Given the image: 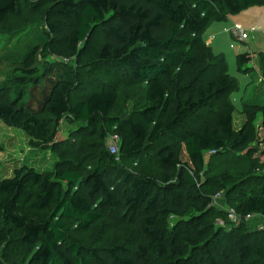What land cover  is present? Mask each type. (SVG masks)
Wrapping results in <instances>:
<instances>
[{"label": "trees", "instance_id": "trees-1", "mask_svg": "<svg viewBox=\"0 0 264 264\" xmlns=\"http://www.w3.org/2000/svg\"><path fill=\"white\" fill-rule=\"evenodd\" d=\"M17 3L0 0V21L16 10ZM255 4L264 5V0H63L59 13L75 20V28L66 34L65 50L75 54L90 23H99L103 41L96 60L123 67L147 84L144 93L150 104L128 118L109 117V123L122 134L123 160L149 151L159 172L154 176L107 169L103 161L84 176L77 169L61 168L58 178L70 190L56 196L51 175L24 164L11 177L0 179V248L10 225L18 231L19 241L36 245L29 264H264V229L237 232L241 223L227 231L210 222L205 215L211 197L199 185L206 170L205 152L217 154L229 144L242 150L248 138L245 127L236 131L233 124L234 106L228 96L237 81L228 74L225 59L207 46L205 66L192 78L187 75L201 30L214 18ZM41 39L42 55L47 56V41ZM251 60L249 52L238 54L237 69L243 70ZM16 69L33 71L23 64ZM172 69L178 70L176 88L160 79ZM75 88L70 70L50 63L40 80L28 84L20 79L0 89V120L39 144L54 141L55 124L67 113L80 122L107 114L114 100L111 91H93L71 102ZM242 104L245 109L260 108L264 126V105ZM195 113L198 116L191 117ZM232 182L231 176L222 179L214 193ZM255 189L249 185L240 191L245 200L233 207L237 212L264 210V197L253 195ZM189 205L200 214L196 222L178 220L172 230L159 226L161 216L179 217ZM106 213L134 227V245L92 246L70 239L67 219L87 227Z\"/></svg>", "mask_w": 264, "mask_h": 264}, {"label": "rangeland", "instance_id": "rangeland-1", "mask_svg": "<svg viewBox=\"0 0 264 264\" xmlns=\"http://www.w3.org/2000/svg\"><path fill=\"white\" fill-rule=\"evenodd\" d=\"M63 0H18L16 10L0 21V89L7 88L20 79L31 84L41 79L45 67L53 62L64 64L74 75L75 90L70 94L71 102L77 97L89 95L93 91L108 90L114 100L107 114H96L88 122H80L69 113L56 124L53 142L42 143L20 129L8 126L0 120V179L11 177L14 169L27 164L40 173H48L55 184V195L69 192L70 185L58 178L61 168L77 169L81 176L93 170L98 161H103L107 169L123 168L140 175H158L156 164L151 161L149 151L135 160L122 159V134L116 126H111L109 117L128 118L135 111L150 104L145 97L147 84L142 79L132 78L123 67L103 64L96 60L102 45L103 30L99 23H90L87 38L78 46L75 54L65 50L68 31L75 28L73 18H65L59 13ZM49 24H53L50 28ZM240 25L248 31V38L237 40L233 35L234 26ZM256 28V29H255ZM249 30H252L249 32ZM47 41L48 55L44 56L42 39ZM201 42L194 47L195 59L187 67L189 79L206 64L204 52L207 47L212 54L222 56L227 72L237 81V87L229 94L234 106V129H247L248 138L244 148L238 150L230 145L225 151L209 155L203 154L205 173L200 178V189L211 197L210 211L206 218L217 224L216 213H226L230 207L238 206L245 200L240 191L249 185L257 189L253 195L264 197V126L263 111L243 108L242 101L264 105V5L255 4L223 18L212 19L200 32ZM249 52L251 62L237 69L236 56ZM21 62V63H20ZM21 64L31 72L18 68ZM15 67V68H14ZM178 70L172 69L160 77L170 88H176ZM201 113V112H200ZM192 114L191 117L198 115ZM117 144L119 152L111 154L108 147ZM188 160L185 153L182 161ZM232 178L231 187L219 190L220 181ZM75 189V188H74ZM200 214L195 206L189 205L179 217L163 215L159 226L172 230L178 220H196ZM70 239L79 244L110 246L126 243L135 244L136 230L126 221H121L112 213L103 214L87 227H80L70 219ZM237 232L264 229V210L251 214L242 221ZM8 239L0 248V261L4 264H29L36 250L35 244H24L18 239V231L6 226ZM224 229V228H223ZM174 264V261H167ZM240 264H250L242 262ZM251 264H262L252 261Z\"/></svg>", "mask_w": 264, "mask_h": 264}, {"label": "built area", "instance_id": "built-area-1", "mask_svg": "<svg viewBox=\"0 0 264 264\" xmlns=\"http://www.w3.org/2000/svg\"><path fill=\"white\" fill-rule=\"evenodd\" d=\"M256 29V28H255ZM252 30H249V32ZM233 35L236 36L237 40H242L244 41L245 39L248 38V31L244 30L240 25L234 26L232 29ZM108 151L111 154H116L119 152V148L117 147L116 142L111 143L108 147ZM209 155H213L216 153V151L211 150L207 152ZM251 218V214H243L241 212H237L236 209L233 207H230L226 210V213L224 214L223 218H218L217 220V226L220 228H224L225 230L229 231L234 227H237L239 224L242 223V221L249 220ZM262 229V227L260 228Z\"/></svg>", "mask_w": 264, "mask_h": 264}]
</instances>
